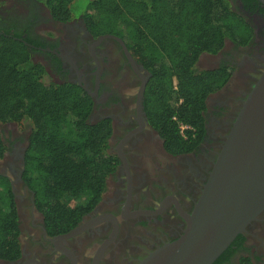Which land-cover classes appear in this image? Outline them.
<instances>
[{"label":"flooded vegetation","instance_id":"flooded-vegetation-1","mask_svg":"<svg viewBox=\"0 0 264 264\" xmlns=\"http://www.w3.org/2000/svg\"><path fill=\"white\" fill-rule=\"evenodd\" d=\"M229 1L251 25L253 40L247 46L227 42L218 54L200 58L212 57L205 70L225 65L232 69V75L207 101L202 143L180 155L168 152L148 117L145 98L151 74L128 49L131 62L118 41L102 39L114 35L93 36L82 15L68 22L55 21L35 0L0 5V27L7 26L32 41V59L45 68L49 80L77 85L93 100L89 121L109 123L107 152L116 164L99 205L77 227L50 233L37 209L35 194L23 179L25 169L21 165L31 128L0 124L9 127L6 133L0 131L8 148L0 161H9L7 167H1L0 175L12 185L21 245L17 258L0 260V264H139L184 235L188 227L185 216L193 212L205 175L216 162L221 140L228 133L227 118L236 114L241 94L252 88L264 70V7L253 0H248L250 4ZM83 225H87L86 230L73 233ZM235 242L222 264H241L248 258L254 264H264V214Z\"/></svg>","mask_w":264,"mask_h":264},{"label":"trees","instance_id":"trees-1","mask_svg":"<svg viewBox=\"0 0 264 264\" xmlns=\"http://www.w3.org/2000/svg\"><path fill=\"white\" fill-rule=\"evenodd\" d=\"M52 19L82 15L95 37L114 35L151 74L145 105L151 124L173 155L198 147L206 133L207 101L232 69L199 67L227 42L247 46L253 29L229 0H35ZM250 4L248 0H242ZM258 1V0H253ZM32 41L0 27V124L31 128L25 184L35 194L50 233L77 227L101 202L115 171L108 155L111 128L92 124L93 100L79 86L52 83L31 56ZM181 126L187 129L182 132ZM8 151L0 134V160ZM20 220L10 180L0 175V260L20 255ZM228 250L214 264L227 260ZM241 264H254L250 258Z\"/></svg>","mask_w":264,"mask_h":264},{"label":"water","instance_id":"water-1","mask_svg":"<svg viewBox=\"0 0 264 264\" xmlns=\"http://www.w3.org/2000/svg\"><path fill=\"white\" fill-rule=\"evenodd\" d=\"M264 7V0H258ZM114 39L132 57L122 39ZM101 39V40H102ZM264 69V68H263ZM236 114L228 117L227 135L187 229L175 242L150 253L139 264H214L240 235L264 214V70L247 93L241 94ZM230 124V125H229ZM22 168L25 169L23 158ZM14 183V184H13ZM15 185V181H13ZM87 225L73 233L86 230Z\"/></svg>","mask_w":264,"mask_h":264},{"label":"rangeland","instance_id":"rangeland-1","mask_svg":"<svg viewBox=\"0 0 264 264\" xmlns=\"http://www.w3.org/2000/svg\"><path fill=\"white\" fill-rule=\"evenodd\" d=\"M12 1L13 0H5V2L6 3H4L3 4V1L2 0H0V5H10V3L9 2H11L12 3ZM84 5H85V2L84 1H82V0H78L77 1V9H79V10H82V8L84 7ZM233 6V5H232ZM3 12L4 13H8L9 12V10H8V12L6 11V10H3ZM78 16H80V15H78ZM77 16V17H78ZM212 58V57H211ZM211 58H206V56L202 59V60H200V62H199V67L201 68V69H207V64L208 65H210V63H211ZM14 128H16V127H14ZM22 128V127H21ZM8 129H9V127L7 126V127H5V126H1L0 125V131H5V133L6 132H8ZM12 130H13V127L11 128ZM9 133H11V131H9ZM12 139V138H11ZM9 163V161H0V170H1V167H7V164Z\"/></svg>","mask_w":264,"mask_h":264},{"label":"built area","instance_id":"built-area-1","mask_svg":"<svg viewBox=\"0 0 264 264\" xmlns=\"http://www.w3.org/2000/svg\"><path fill=\"white\" fill-rule=\"evenodd\" d=\"M187 128L185 126H181L182 132H184Z\"/></svg>","mask_w":264,"mask_h":264}]
</instances>
